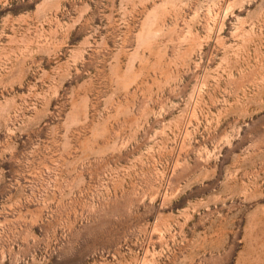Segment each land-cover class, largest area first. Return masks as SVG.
<instances>
[{"label":"rangeland","instance_id":"1","mask_svg":"<svg viewBox=\"0 0 264 264\" xmlns=\"http://www.w3.org/2000/svg\"><path fill=\"white\" fill-rule=\"evenodd\" d=\"M0 264H264V0H0Z\"/></svg>","mask_w":264,"mask_h":264}]
</instances>
